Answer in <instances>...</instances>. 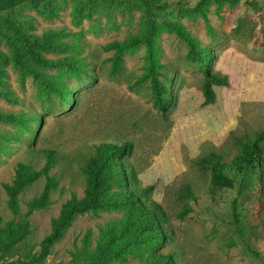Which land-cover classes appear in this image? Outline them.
Returning <instances> with one entry per match:
<instances>
[{"label": "rangeland", "instance_id": "1", "mask_svg": "<svg viewBox=\"0 0 264 264\" xmlns=\"http://www.w3.org/2000/svg\"><path fill=\"white\" fill-rule=\"evenodd\" d=\"M158 5L149 7L141 0H44L0 13V51L10 58L0 91L10 90L19 98L14 104L0 94V110L31 118L27 127L0 123V131L17 136L0 145V214L4 221L15 217L2 184L12 181L17 163L40 169L45 163L40 150L56 152L50 174L58 186L51 192V205L31 215L29 242L38 253L62 204L73 193L83 196L82 166L94 146L129 141L133 149L123 162L142 186H155L153 198L167 213L168 236L158 252L174 253L177 264H264V174L259 177L232 164L237 148L231 137L233 132L254 136L264 131V0H162ZM152 25V58L145 45L128 50L120 74L110 77L112 53L102 46L147 33ZM172 25L211 48V67L228 75V86L215 87L214 104L202 105L203 71L187 59L188 44ZM17 27L37 36L62 31V40L74 46L76 69L45 70L63 86V93L15 67L12 29ZM72 53L45 55L56 59ZM151 59L173 76L176 103L167 118L152 107L149 81L128 87ZM213 151L231 165L234 188H214L209 172L198 164ZM44 183L41 178L23 200L40 193ZM185 186L197 200L190 202L192 211L180 217L179 192ZM124 212L121 206L77 215L51 254L32 264H87L100 227ZM144 253L142 249L126 262L111 264H143ZM3 264L30 263L16 255Z\"/></svg>", "mask_w": 264, "mask_h": 264}, {"label": "trees", "instance_id": "2", "mask_svg": "<svg viewBox=\"0 0 264 264\" xmlns=\"http://www.w3.org/2000/svg\"><path fill=\"white\" fill-rule=\"evenodd\" d=\"M44 0H0V13L7 12L25 2L41 3ZM146 6L159 7L162 0H141ZM163 5V4H162ZM164 3L163 6H165ZM162 6V7H163ZM188 44L187 59L198 65L203 71L201 91L203 106L214 104L216 101L215 87L229 85V77L211 67V60L215 56L211 48H204L191 34L182 32L172 25ZM13 62L21 73L33 76L44 87L63 93V86L58 84L54 76L45 70L70 68L76 69L77 57L72 44L62 40V31L49 30L41 36L27 33L20 27L12 29ZM156 27L152 25L147 33L131 35L124 40H114L102 46L106 52H111L108 58L111 62L110 77H116L123 68L126 51L145 45L149 57L153 54V37ZM10 38V37H9ZM45 53H72L64 57L49 58ZM10 58L0 51V83L6 78V65ZM165 65L151 59L144 67V72L129 89H136L145 82L150 83V98L152 107L162 111L164 117L170 114L175 106L171 84L173 76L165 72ZM6 99L14 104L19 98L10 90H2ZM68 97L75 100L73 94ZM31 118L24 113H15L0 110V123L27 127ZM231 137L235 140L237 154L233 165L240 169H250L262 177L264 174V131L254 136ZM13 132L0 131V145L16 139ZM133 149V143L126 141L121 144L103 141L94 146L93 154L89 157L82 173L85 177L84 194L79 197L76 193L66 200L60 209L59 215L51 220L50 231L40 241V251L33 252L29 242L31 230V215L35 211L47 209L51 205V192L58 186V181L50 174L56 163L57 154L49 149L40 152L45 157L44 165L38 169L31 163L19 161L15 167V174L11 182H4L3 189L8 197L7 206L14 218L4 221L0 214V264L7 258L20 255L28 263H39L45 260L52 252L54 245L62 238L65 229L79 214L97 212L106 208L124 207L122 217L106 222L100 227V237L95 249L88 253L87 264H111L126 262L131 255H137L139 250L143 264H177L175 254L158 252L165 236L167 213L162 204L154 200V185L144 187L137 177V173L123 161L125 154ZM198 164L209 172L210 182L214 188L232 189L235 180L230 175L231 165L223 160V156L216 151L198 159ZM41 178H45L43 189L29 200L23 196ZM183 204L180 217H185L192 211L191 201L197 200V195L189 186L179 192ZM22 203L26 210H22ZM234 217L239 223L240 216L235 212Z\"/></svg>", "mask_w": 264, "mask_h": 264}]
</instances>
